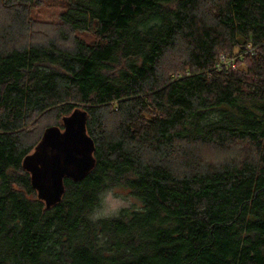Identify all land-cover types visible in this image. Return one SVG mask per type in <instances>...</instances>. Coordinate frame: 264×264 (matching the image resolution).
Here are the masks:
<instances>
[{"label": "trees", "instance_id": "trees-1", "mask_svg": "<svg viewBox=\"0 0 264 264\" xmlns=\"http://www.w3.org/2000/svg\"><path fill=\"white\" fill-rule=\"evenodd\" d=\"M39 1L0 0V264H264V0H53L36 42ZM76 108L95 166L46 209L22 163Z\"/></svg>", "mask_w": 264, "mask_h": 264}, {"label": "water", "instance_id": "water-1", "mask_svg": "<svg viewBox=\"0 0 264 264\" xmlns=\"http://www.w3.org/2000/svg\"><path fill=\"white\" fill-rule=\"evenodd\" d=\"M85 125L86 112L76 108L62 118V129L45 128L33 153L23 160L31 187L46 209L61 202L64 179L82 181L95 166L93 141Z\"/></svg>", "mask_w": 264, "mask_h": 264}, {"label": "rangeland", "instance_id": "rangeland-1", "mask_svg": "<svg viewBox=\"0 0 264 264\" xmlns=\"http://www.w3.org/2000/svg\"><path fill=\"white\" fill-rule=\"evenodd\" d=\"M39 2L40 3L38 4V6L34 5L33 9L30 11V14H29L30 20L32 22L30 24L34 28H37V27L40 28V29H38V31H36L37 34L33 37V40L36 42H38V39L40 38L39 36H42V38H44V36H47V35H48V37L54 35L53 29L57 26L56 24L59 23V14L61 13V10H62L61 5L59 3H57L56 1L40 0ZM7 14L8 13L6 12V10L2 9L1 5H0V24L3 20L7 19ZM30 20H29V22H30ZM51 122H53V120L51 118H45V117L40 118L39 117L36 120H34V122H33L34 129L36 131H39V130L43 129L46 124H50ZM208 154H210V152H207V151L204 152V155L207 157H208ZM229 154L230 153L218 154V153L212 152V160H214V161L215 160L216 161L222 160L224 158H227L229 156ZM233 154H235V153H233ZM236 154H238V153H236ZM118 188L125 190L127 197L131 198L128 206L123 207L121 209L138 208L139 207V202L131 195L129 190L122 188V187H118ZM113 216H115V215L98 216L96 218H109V217H113Z\"/></svg>", "mask_w": 264, "mask_h": 264}, {"label": "clouds", "instance_id": "clouds-1", "mask_svg": "<svg viewBox=\"0 0 264 264\" xmlns=\"http://www.w3.org/2000/svg\"><path fill=\"white\" fill-rule=\"evenodd\" d=\"M131 198L127 197L126 191L118 187H107L97 193L98 207H94L90 216L96 218L98 216L116 215L118 211L127 207Z\"/></svg>", "mask_w": 264, "mask_h": 264}, {"label": "built area", "instance_id": "built-area-1", "mask_svg": "<svg viewBox=\"0 0 264 264\" xmlns=\"http://www.w3.org/2000/svg\"><path fill=\"white\" fill-rule=\"evenodd\" d=\"M221 61H224V58L223 57L221 58Z\"/></svg>", "mask_w": 264, "mask_h": 264}]
</instances>
